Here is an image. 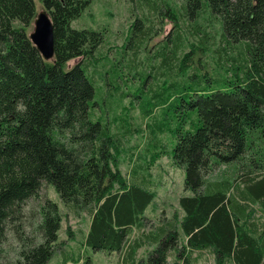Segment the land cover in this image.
<instances>
[{
  "label": "trees",
  "instance_id": "16d2710c",
  "mask_svg": "<svg viewBox=\"0 0 264 264\" xmlns=\"http://www.w3.org/2000/svg\"><path fill=\"white\" fill-rule=\"evenodd\" d=\"M40 2L54 25L50 61L29 37L36 0H0V256L10 229L19 232L22 204L39 194L43 181L65 205L90 212L86 245L119 251L133 228L146 225L156 192L145 179L123 174L117 134L91 116L100 72L85 61L67 67L72 59L91 57L104 41L101 29L71 25L93 0ZM208 9L228 41L244 43L246 56L215 78L220 88H199L190 101L185 93L177 96L198 112L194 130H175L172 152L190 194L179 198L181 218L175 213L129 242V264H194V253L204 250L216 264H264V221L255 208L259 204L264 214V0H185L183 8L188 18ZM164 11L175 18L174 9ZM194 53H184L181 70ZM221 165L225 173L210 179ZM41 213L40 241L22 238L18 257L2 264H47L53 257L63 212L47 198ZM146 244L150 249L136 262ZM69 264L94 263L88 257Z\"/></svg>",
  "mask_w": 264,
  "mask_h": 264
},
{
  "label": "rangeland",
  "instance_id": "374dc122",
  "mask_svg": "<svg viewBox=\"0 0 264 264\" xmlns=\"http://www.w3.org/2000/svg\"><path fill=\"white\" fill-rule=\"evenodd\" d=\"M167 4L165 9H174L175 18L165 9L160 11ZM184 4L185 0H93L71 23L74 28L91 27L104 32L103 43L91 57L72 59L67 67L85 61L86 66L90 64L105 74V82L99 79L100 73L97 75L91 116L106 125L109 122L117 134L123 174L130 181L145 179L156 192L145 211L146 225L132 229L122 250H93L86 245L90 212L65 205L55 187L43 181L39 194L22 204L21 216L15 223L19 232L13 227L8 232L1 264L18 257L22 238L40 241L38 225L47 198L56 201L63 212L61 245L47 264L77 260L81 263L88 257L94 264H129V242L142 239L144 234L172 220L175 213L182 217L179 198L190 191L185 189V169L175 165L172 157L177 142L175 130H194L198 119L197 110L183 98L190 101L189 96L202 87L220 88L215 78L226 76V69L246 56L244 43L228 41L222 34V22L210 9L188 18ZM36 5L37 14L44 10L40 0H36ZM32 30L33 25L28 32ZM192 49L194 61L181 70L182 56ZM156 155L160 157L153 161ZM226 169V165H221L209 178L221 177ZM255 208L257 217L264 221L261 206L256 204ZM148 249L149 244L140 247L135 261L145 256ZM193 257L194 264H216L209 250L195 252Z\"/></svg>",
  "mask_w": 264,
  "mask_h": 264
},
{
  "label": "water",
  "instance_id": "95a60500",
  "mask_svg": "<svg viewBox=\"0 0 264 264\" xmlns=\"http://www.w3.org/2000/svg\"><path fill=\"white\" fill-rule=\"evenodd\" d=\"M29 37L41 52L45 60H53L55 57L54 25L49 12L40 11L33 22V30Z\"/></svg>",
  "mask_w": 264,
  "mask_h": 264
}]
</instances>
